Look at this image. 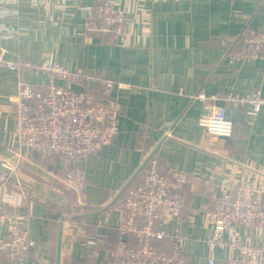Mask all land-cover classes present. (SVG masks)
Listing matches in <instances>:
<instances>
[{"label":"crops","instance_id":"obj_1","mask_svg":"<svg viewBox=\"0 0 264 264\" xmlns=\"http://www.w3.org/2000/svg\"><path fill=\"white\" fill-rule=\"evenodd\" d=\"M101 1L0 4L3 60L39 64L52 56L77 73L74 89L120 108L113 140L80 164L85 180L76 191L63 182L61 156L49 158L17 142V82L36 85L45 75L0 66V209L31 240L29 255L0 256V264H103L126 239L119 232V204L155 156L160 171L181 170L187 177L183 211L166 212L163 220L187 237L182 253L188 264H225L228 252L206 245L212 230L207 212L222 192L239 185L264 189V111L248 114V104H230V137L209 135L198 121L227 95L264 99V57L228 60L246 29L264 30V0H116L124 23L96 34L86 25ZM115 77L125 88L106 87ZM200 93L212 101L194 102ZM12 224L1 218L0 236ZM226 237L264 243L247 226ZM152 245L170 250L167 238Z\"/></svg>","mask_w":264,"mask_h":264},{"label":"built area","instance_id":"obj_2","mask_svg":"<svg viewBox=\"0 0 264 264\" xmlns=\"http://www.w3.org/2000/svg\"><path fill=\"white\" fill-rule=\"evenodd\" d=\"M18 1L0 0V4ZM31 1L34 5L38 3V0ZM116 5V0L99 2L86 29L96 34H109L123 24L125 18L117 11ZM263 57L264 30L246 29L240 48L231 53L228 60L253 61ZM0 66L12 70L34 68L45 75L36 85L17 82L18 91L14 99L17 142L19 146L49 158L61 156L65 163L63 182L79 191L85 180L80 164L113 140L117 132L119 106L108 99L94 101L85 91L74 89L71 80L79 76L69 72L52 56L39 64L8 62L0 56ZM57 79L68 83L57 86ZM105 85L108 88H125L119 77L108 80ZM193 101L208 103L212 99L200 93L193 97ZM230 104H248V114L264 111V99L258 94L246 98L227 95L225 100L211 106L207 114L200 116L199 126L209 135L230 137L234 128L229 114ZM186 182L183 171L164 173L159 170L158 157L150 158L139 185L130 189L119 204L122 215L119 232L126 239L110 251L103 264H188L182 253L187 237L172 231L168 220H163L166 212L178 215L183 211ZM1 218L12 219L13 224L6 235L0 236V256L14 258L29 255L31 240L27 232L22 231L13 216L3 209H0ZM207 219L212 230L205 240L206 245L210 250L222 248L227 251L225 264H264V243L250 245L238 238L226 237L227 232L245 226L255 228L264 236V189L239 185L230 192H222L216 198L213 209L207 212ZM164 238L169 241V252L158 251L152 245L153 239ZM207 264H213V260L208 259Z\"/></svg>","mask_w":264,"mask_h":264},{"label":"water","instance_id":"obj_3","mask_svg":"<svg viewBox=\"0 0 264 264\" xmlns=\"http://www.w3.org/2000/svg\"><path fill=\"white\" fill-rule=\"evenodd\" d=\"M229 114L231 115V114H232V112H229Z\"/></svg>","mask_w":264,"mask_h":264}]
</instances>
